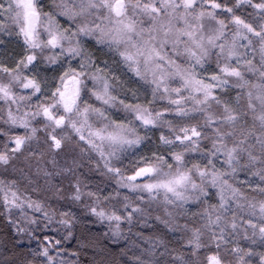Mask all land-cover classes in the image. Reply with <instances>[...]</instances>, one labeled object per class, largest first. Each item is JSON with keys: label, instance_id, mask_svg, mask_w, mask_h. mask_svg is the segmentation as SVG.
<instances>
[{"label": "snow or ice", "instance_id": "obj_1", "mask_svg": "<svg viewBox=\"0 0 264 264\" xmlns=\"http://www.w3.org/2000/svg\"><path fill=\"white\" fill-rule=\"evenodd\" d=\"M81 214L124 246L69 251ZM0 228V264H264V0H0Z\"/></svg>", "mask_w": 264, "mask_h": 264}, {"label": "trees", "instance_id": "obj_2", "mask_svg": "<svg viewBox=\"0 0 264 264\" xmlns=\"http://www.w3.org/2000/svg\"><path fill=\"white\" fill-rule=\"evenodd\" d=\"M85 225L87 226L85 228ZM3 229L0 228V231ZM107 231V226L94 221V218L86 217L81 214L80 225L75 229V238L66 241L65 246L69 251H76L83 245L88 243L87 238L100 237L103 243L108 244L109 247H115L119 251L120 247L124 246L125 242H110L103 237V233ZM135 231V229L133 230ZM25 244L27 242L25 241ZM93 250L91 248H85L81 253L82 264H88V261L92 258ZM131 255V253H129ZM119 259V257H118Z\"/></svg>", "mask_w": 264, "mask_h": 264}]
</instances>
